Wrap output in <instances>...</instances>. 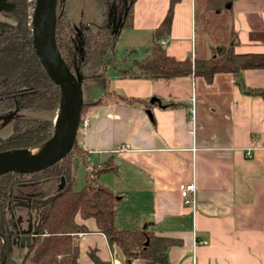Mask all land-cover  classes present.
<instances>
[{
  "label": "crops",
  "instance_id": "obj_1",
  "mask_svg": "<svg viewBox=\"0 0 264 264\" xmlns=\"http://www.w3.org/2000/svg\"><path fill=\"white\" fill-rule=\"evenodd\" d=\"M167 7L168 0L134 2L132 26L121 31L118 42L124 31L144 37L128 45L142 58L118 60L115 47L112 72L92 80H103L104 89L89 91L83 101L81 117L89 125L77 131V145L89 169L106 162L115 167L99 174V182L120 198L115 221L126 225L118 226L145 225L155 236L177 242L167 250L170 264H264V101L245 93L264 92V70H245L237 79L217 74L210 84L193 76H119L120 68L130 69L146 56ZM231 9L233 52L264 54V0H234ZM163 49L179 60L193 58V0L175 5ZM152 98L158 103H150ZM62 183V178L39 181L22 194L16 188V199L46 200ZM188 183L195 191L185 205L178 186ZM130 202L137 213L125 217L123 206ZM75 221L88 230L78 235L79 264H92L90 251L105 263L125 264L119 249L96 232L93 219Z\"/></svg>",
  "mask_w": 264,
  "mask_h": 264
},
{
  "label": "trees",
  "instance_id": "obj_2",
  "mask_svg": "<svg viewBox=\"0 0 264 264\" xmlns=\"http://www.w3.org/2000/svg\"><path fill=\"white\" fill-rule=\"evenodd\" d=\"M99 1L104 9L99 29L84 32L80 39L77 37L79 47L74 46L76 42L73 36H69L71 30L77 32L75 26H66L69 20L55 6L56 48L70 71L79 74L82 81L104 78L106 67L114 66L112 56L121 31L132 26V7L136 0ZM233 1L193 0V58L179 60L157 44L169 37L174 7L180 2L168 0L165 16L152 32L153 44L146 56L134 61L129 70H118L119 76L148 80L193 76L210 84L217 74H230L237 79L245 70H264V54L237 55L232 50L235 42V32L231 27ZM5 2L8 4L5 11L14 23L0 20V113L19 109L30 112L59 109V88L49 79L32 48L31 16L35 0ZM245 93L260 96L264 101L262 90H245ZM53 134L54 123L51 120L17 117L10 135L0 137V153L40 145L51 139ZM72 160L87 166L85 184L79 190L74 189ZM112 171L115 167L110 162L89 169L86 154L75 140L63 160L42 172L0 176V235L3 237V240L0 238V264H79L78 235L88 230L76 223L77 216L82 220L93 219L96 232L105 236L110 248L119 249L125 264L133 261L170 264L167 250L176 241L155 236L148 228H123L116 224L120 198L97 182L99 174ZM32 176L37 180H29ZM22 178L27 179L23 181ZM53 178H62L63 184L48 204L37 209L38 219L30 233V242L25 252L15 257V235L6 220L10 210L5 199L17 185L36 184ZM88 255L92 264H108L101 261L94 251Z\"/></svg>",
  "mask_w": 264,
  "mask_h": 264
},
{
  "label": "water",
  "instance_id": "obj_3",
  "mask_svg": "<svg viewBox=\"0 0 264 264\" xmlns=\"http://www.w3.org/2000/svg\"><path fill=\"white\" fill-rule=\"evenodd\" d=\"M56 1L35 0L31 16L32 48L40 65L49 79L58 86L60 93L59 111L54 122V134L51 139L40 145L0 153V176L42 172L63 160L70 153L76 139L83 106L82 80L79 74H73L70 71L61 58L55 45L54 34V47H52L43 32L45 22L51 11L54 15L55 24ZM0 9H8L5 0H0ZM153 102L158 103V100L152 98L150 103ZM46 144L48 147L45 146ZM53 198L54 195L46 200H33L31 207L38 209L48 204ZM35 205L36 207H34ZM145 227L144 225L143 229ZM30 233L25 238L27 246L31 239Z\"/></svg>",
  "mask_w": 264,
  "mask_h": 264
},
{
  "label": "rangeland",
  "instance_id": "obj_4",
  "mask_svg": "<svg viewBox=\"0 0 264 264\" xmlns=\"http://www.w3.org/2000/svg\"><path fill=\"white\" fill-rule=\"evenodd\" d=\"M102 1H105V0H102ZM56 5H57L58 12L62 13V16L69 20L66 26L70 24H73V25L76 24L74 26L76 30L80 32V35L78 36H82L83 33L86 31L88 32V30L91 32H95L96 30L99 29L101 19H102V14L104 13V9L101 6L99 0H58V3ZM33 8H34V4H33ZM0 20L7 21L9 23H14V20L10 16L7 15L5 9H0ZM84 23L89 24V27L84 25ZM65 33L66 32L64 31V34ZM76 33L77 32H75L74 30H71L69 32V36L70 38L73 36V40H75L74 42H76L74 46L79 47V41L77 38L78 36L76 35ZM143 40H144V37L140 38L139 36L134 35L133 32L124 31L122 33L120 42H118L116 45V53H118L117 59L120 60V58H123V57L124 58L128 57V59L130 58L132 60L141 59L142 58L141 51L138 50V48H136V51L134 53H130L128 45L137 44V43L140 44V42H142ZM147 40H148V37H147ZM111 68L112 66H108L109 71L107 70V72H105L107 68L105 69L104 77L112 72L113 69ZM122 69L128 70L129 68L123 67ZM104 85L105 83L103 80H99L95 82H93L92 80L82 81L81 90H82L83 101L85 100L87 93L89 91L93 92V94H97L98 92L104 89ZM58 111L59 109H55L52 111L50 110V111L30 112V111H26L23 109H19L15 111H8L3 114L0 113V137L5 138L10 135L14 120L17 117H31V118H37V119H47V120H51V122L54 123L57 118ZM81 118L83 117L80 116V120ZM81 129H85V128H81L80 122H79L77 131ZM12 151H16V150H12ZM12 151H6V152H12ZM86 167L87 166L85 163L76 162L75 160H72V168H73L74 177H75V186H74L75 190L81 189L83 185L85 184ZM110 178H113V177L110 176ZM22 179L23 181H26L27 178H22ZM35 179H36V176L29 177V180L35 181ZM97 182L100 183L99 175L97 177ZM30 185L32 184L28 182L27 185L15 186L10 196H8L7 199H5V202H6L5 205L8 206L10 210V212L7 215L8 217L6 220L9 221L10 230H12V232L15 235L14 240H13L15 257H19V255H22L25 252L27 248V241L25 238L27 234L30 233L31 227H33L34 223L37 221L38 218H37V211L31 207L32 205L30 201H27L26 199H22L20 201L16 200L15 207H13L11 206V198H12V195L16 194V191H17L16 188H18L19 194H22L23 188L28 187ZM123 209H124L123 212L125 214V217L128 215L130 217V215L133 216V215H136L137 213L134 207V204H131V202L128 204H125L123 206ZM133 221H135V219ZM128 223H131V222H128ZM118 225H126V222H121V223L119 222ZM0 238L1 240H3L2 235H0Z\"/></svg>",
  "mask_w": 264,
  "mask_h": 264
},
{
  "label": "built area",
  "instance_id": "obj_5",
  "mask_svg": "<svg viewBox=\"0 0 264 264\" xmlns=\"http://www.w3.org/2000/svg\"><path fill=\"white\" fill-rule=\"evenodd\" d=\"M158 45L161 48L165 47V40H160ZM89 125V120L86 118H81L80 120V127L81 128H87ZM194 185L192 183L188 184H180L178 186V192L180 199L182 200L183 204L188 205L193 202V196H194ZM196 244H206V242H199L197 241Z\"/></svg>",
  "mask_w": 264,
  "mask_h": 264
},
{
  "label": "bare ground",
  "instance_id": "obj_6",
  "mask_svg": "<svg viewBox=\"0 0 264 264\" xmlns=\"http://www.w3.org/2000/svg\"><path fill=\"white\" fill-rule=\"evenodd\" d=\"M53 26H54V15H53V12L51 11L47 17L46 22H45L43 32H44V35L46 36V38L48 39V41L50 42L52 47H54ZM45 146L48 147V144H46Z\"/></svg>",
  "mask_w": 264,
  "mask_h": 264
},
{
  "label": "flooded vegetation",
  "instance_id": "obj_7",
  "mask_svg": "<svg viewBox=\"0 0 264 264\" xmlns=\"http://www.w3.org/2000/svg\"><path fill=\"white\" fill-rule=\"evenodd\" d=\"M78 35H80V32H79V31H77V36H78ZM80 37H81V36H78L79 39H80ZM33 185H34V184H32V185H30V186H28V187H31V186H33ZM16 200H18V199H16V194L12 195V198H11V206L15 207V201H16ZM20 200H22V199H19V201H20ZM27 201H28V200H27ZM34 210L37 211V209H34ZM35 223H36V222H35ZM35 223H34V224H35ZM15 228H16V227H15ZM32 229H33V227H32ZM31 231H32V230H31ZM17 233H18V231H17Z\"/></svg>",
  "mask_w": 264,
  "mask_h": 264
}]
</instances>
